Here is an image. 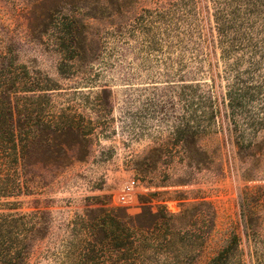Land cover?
<instances>
[{
    "label": "rangeland",
    "instance_id": "obj_1",
    "mask_svg": "<svg viewBox=\"0 0 264 264\" xmlns=\"http://www.w3.org/2000/svg\"><path fill=\"white\" fill-rule=\"evenodd\" d=\"M8 96L81 142L0 197V264H264V0H0V123Z\"/></svg>",
    "mask_w": 264,
    "mask_h": 264
},
{
    "label": "trees",
    "instance_id": "obj_2",
    "mask_svg": "<svg viewBox=\"0 0 264 264\" xmlns=\"http://www.w3.org/2000/svg\"><path fill=\"white\" fill-rule=\"evenodd\" d=\"M103 15L104 12H101ZM109 15V14H108ZM120 15V14H119ZM85 40L83 27H66L61 30L57 42V54L62 61L70 60L69 57L82 56L84 51L78 48ZM9 97V96H8ZM7 97V98H8ZM5 112L2 113L5 119L0 128V197L16 195L21 191L20 175L27 167L44 163L56 167H63L69 164L71 158L68 155V148L78 146L81 142V134L78 128L73 126L68 120H61L54 125H44L38 129L37 124H32L26 120L15 119L14 106L10 97L7 100ZM6 174V175H4ZM4 175V176H3ZM120 210H115L112 222L125 232L126 239L119 244L121 252L136 250V234L148 232L149 220L156 216L143 208L142 212L134 217L127 216ZM211 262V264H214ZM6 264H15L7 262Z\"/></svg>",
    "mask_w": 264,
    "mask_h": 264
},
{
    "label": "built area",
    "instance_id": "obj_3",
    "mask_svg": "<svg viewBox=\"0 0 264 264\" xmlns=\"http://www.w3.org/2000/svg\"><path fill=\"white\" fill-rule=\"evenodd\" d=\"M133 182L129 185V186H126L125 188H124V191H123V194L122 195H120L119 196V198H118V201L120 202V203H125L127 200H126V198H127V196L131 193V191H132V189H133Z\"/></svg>",
    "mask_w": 264,
    "mask_h": 264
}]
</instances>
